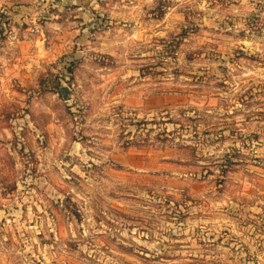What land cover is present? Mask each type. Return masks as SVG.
<instances>
[{
    "label": "rangeland",
    "instance_id": "obj_1",
    "mask_svg": "<svg viewBox=\"0 0 264 264\" xmlns=\"http://www.w3.org/2000/svg\"><path fill=\"white\" fill-rule=\"evenodd\" d=\"M0 264H264V0H0Z\"/></svg>",
    "mask_w": 264,
    "mask_h": 264
}]
</instances>
